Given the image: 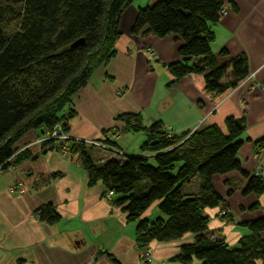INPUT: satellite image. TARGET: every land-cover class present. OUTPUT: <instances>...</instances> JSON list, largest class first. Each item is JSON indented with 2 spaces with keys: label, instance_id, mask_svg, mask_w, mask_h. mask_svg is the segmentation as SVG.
Segmentation results:
<instances>
[{
  "label": "trees",
  "instance_id": "trees-1",
  "mask_svg": "<svg viewBox=\"0 0 264 264\" xmlns=\"http://www.w3.org/2000/svg\"><path fill=\"white\" fill-rule=\"evenodd\" d=\"M133 0H0V167L2 171L28 158L19 143L31 131H47L61 126L69 133L68 120L78 91L89 83L93 72L116 55L122 14ZM224 0H156L139 8L133 34H171L182 39L180 60L170 64V86L189 74H202L206 90L222 94L236 88L249 76L248 58L239 55L229 63H219L212 51V26L224 11ZM228 51L223 49L222 55ZM121 134L145 132L141 150L148 155H115L102 164L94 160L93 149L107 151L78 140H42L56 143L77 155L88 173L89 183L101 181L108 201L122 207L127 220L137 222L139 251L153 241L169 242L194 233L193 240L180 245L173 258L182 264H264V217L243 221L250 234L232 247L225 238L209 233L206 210L225 205L215 188L216 175L239 171L247 179L245 195H264V177L242 169L237 155L245 131L242 119L228 118L227 132L218 125L174 134L160 121L145 125L141 114L123 113ZM119 134V135H121ZM42 137V138H43ZM104 142L120 151L109 138ZM264 145V138L260 141ZM89 146V148H88ZM110 155V153H109ZM1 171V172H2ZM198 178V191L184 186ZM229 188V194L232 193ZM106 194V193H105ZM105 196V195H104ZM163 216L151 221L144 213L155 203ZM259 207V203L251 206ZM223 210H227L225 205ZM40 220L60 221L56 208L47 204L37 211ZM228 216L227 214L224 217ZM115 264H122L113 258Z\"/></svg>",
  "mask_w": 264,
  "mask_h": 264
},
{
  "label": "crops",
  "instance_id": "crops-1",
  "mask_svg": "<svg viewBox=\"0 0 264 264\" xmlns=\"http://www.w3.org/2000/svg\"><path fill=\"white\" fill-rule=\"evenodd\" d=\"M155 1L133 0L125 8L116 55L93 72L64 110V115L75 112L68 120L69 133L93 140L109 138L127 155H148L141 150L147 140L145 132L115 135L118 128H124L118 115L141 114L146 126L160 121L174 134L211 124L227 132L228 118L242 119L245 131L237 157L245 172L264 177V145L260 143L264 138V0H224L222 17L212 26L211 47L219 63H229L239 55L248 58L246 81L222 94L208 92L202 74H189L169 85L173 76L168 66L180 60L182 39L174 34L158 37L131 32L139 8ZM223 49L226 55L221 54ZM167 98L171 101L164 105ZM42 137L41 130L27 134L19 152L29 157L0 172V264H115L113 258L122 264H182L173 258L182 243L192 241L185 237L151 242L148 249L153 260L142 262L137 222L128 221L122 207L105 198L104 183H89L76 154L58 149L56 143L44 147ZM91 155L100 164L111 157L96 148ZM213 183L225 199L228 216L221 215L224 204L207 209L208 234L237 247L240 237L250 234L240 223L264 217V195H245L247 179L239 171L216 175ZM10 185L25 190L11 193ZM184 189L197 193L198 178ZM255 203L259 207L252 209ZM47 204L61 215L59 222L39 219L38 209ZM155 207L157 202L144 217L151 220ZM231 229L236 236L229 242ZM261 235L264 239V232Z\"/></svg>",
  "mask_w": 264,
  "mask_h": 264
},
{
  "label": "built area",
  "instance_id": "built-area-1",
  "mask_svg": "<svg viewBox=\"0 0 264 264\" xmlns=\"http://www.w3.org/2000/svg\"><path fill=\"white\" fill-rule=\"evenodd\" d=\"M246 81V79L243 81V83ZM121 134V132L118 131L117 135ZM47 139H57V140H78V141H82L86 144L89 145H94L96 147H99L105 151H107L108 153H110L111 156H115V155H121L124 154L123 151H120L108 144H106L104 142V140H91V139H84L81 137H76L73 136L71 134L66 133L61 126H57L55 127L52 131H47L46 132V136L41 138L40 141L42 140H47ZM62 150L64 152L68 151V147L67 146H63ZM2 171L1 167H0V172ZM8 190L11 193H22L24 192L25 188L24 187H20L18 185H10ZM113 192H106L105 194V198L107 200H110L112 198ZM227 214V210H222L221 215H225ZM140 259L142 262L144 263H149L153 260V256L152 253L149 249H144V250H140ZM160 264H166L164 262L160 263Z\"/></svg>",
  "mask_w": 264,
  "mask_h": 264
},
{
  "label": "rangeland",
  "instance_id": "rangeland-1",
  "mask_svg": "<svg viewBox=\"0 0 264 264\" xmlns=\"http://www.w3.org/2000/svg\"><path fill=\"white\" fill-rule=\"evenodd\" d=\"M143 2H145V0H142ZM146 5H143L144 7L145 6H147V5H149V4H152V2L151 3H145ZM78 137V136H77ZM84 139H88V138H84ZM91 140H93V139H91ZM108 155H109V153H108ZM160 209L158 208V207H155V210L153 211V213H152V216H151V221H154V220H156L159 216H163L164 218H165V215H163V214H160ZM212 226V225H211ZM210 226V227H211ZM229 226V225H228ZM242 227H244V226H242ZM224 228V227H223ZM244 229V228H243ZM232 230V229H231ZM222 232H223V229H222ZM224 235H225V233H224ZM228 235V241L229 242H232V241H234L233 239H234V236H236V233L234 232V230H232L231 232L229 231V233L227 234ZM193 236H194V233H188V234H186L184 237V239L185 240H193ZM242 236V235H241ZM241 238V237H240ZM168 263V262H167ZM258 264H263V262H261V261H258Z\"/></svg>",
  "mask_w": 264,
  "mask_h": 264
},
{
  "label": "water",
  "instance_id": "water-1",
  "mask_svg": "<svg viewBox=\"0 0 264 264\" xmlns=\"http://www.w3.org/2000/svg\"><path fill=\"white\" fill-rule=\"evenodd\" d=\"M171 101V99L170 98H167L166 100H165V102H164V105H166V103L167 102H170Z\"/></svg>",
  "mask_w": 264,
  "mask_h": 264
}]
</instances>
